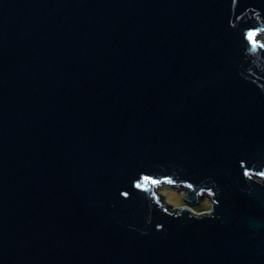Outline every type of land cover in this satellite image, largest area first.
<instances>
[{"label": "water", "instance_id": "95a60500", "mask_svg": "<svg viewBox=\"0 0 264 264\" xmlns=\"http://www.w3.org/2000/svg\"><path fill=\"white\" fill-rule=\"evenodd\" d=\"M261 31L264 0H0V264H264Z\"/></svg>", "mask_w": 264, "mask_h": 264}, {"label": "rangeland", "instance_id": "374dc122", "mask_svg": "<svg viewBox=\"0 0 264 264\" xmlns=\"http://www.w3.org/2000/svg\"><path fill=\"white\" fill-rule=\"evenodd\" d=\"M259 41H264V31L259 32L258 37ZM156 192H159L160 194H163L164 200L170 205V206H183L188 207L195 211L196 213H199L200 211L208 210L210 203L209 199L206 196H202V198L194 203L189 204L186 201H184V192H178L176 189L171 187H162L158 188Z\"/></svg>", "mask_w": 264, "mask_h": 264}, {"label": "clouds", "instance_id": "9594fccd", "mask_svg": "<svg viewBox=\"0 0 264 264\" xmlns=\"http://www.w3.org/2000/svg\"><path fill=\"white\" fill-rule=\"evenodd\" d=\"M189 209H190V208H189ZM191 210H192V209H191ZM205 211H206V210H205ZM200 212H204V211H200ZM200 212H199V213H200Z\"/></svg>", "mask_w": 264, "mask_h": 264}, {"label": "snow or ice", "instance_id": "6c2138e0", "mask_svg": "<svg viewBox=\"0 0 264 264\" xmlns=\"http://www.w3.org/2000/svg\"><path fill=\"white\" fill-rule=\"evenodd\" d=\"M250 36H251V34H250Z\"/></svg>", "mask_w": 264, "mask_h": 264}, {"label": "trees", "instance_id": "16d2710c", "mask_svg": "<svg viewBox=\"0 0 264 264\" xmlns=\"http://www.w3.org/2000/svg\"><path fill=\"white\" fill-rule=\"evenodd\" d=\"M190 209H191V207H190Z\"/></svg>", "mask_w": 264, "mask_h": 264}]
</instances>
